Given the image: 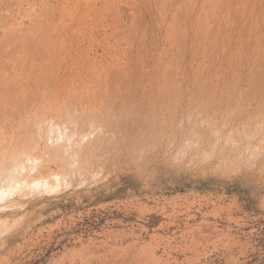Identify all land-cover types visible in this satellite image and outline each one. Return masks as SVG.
<instances>
[{"label": "rangeland", "instance_id": "rangeland-1", "mask_svg": "<svg viewBox=\"0 0 264 264\" xmlns=\"http://www.w3.org/2000/svg\"><path fill=\"white\" fill-rule=\"evenodd\" d=\"M16 78L0 264H264V0H0V97Z\"/></svg>", "mask_w": 264, "mask_h": 264}, {"label": "bare ground", "instance_id": "bare-ground-1", "mask_svg": "<svg viewBox=\"0 0 264 264\" xmlns=\"http://www.w3.org/2000/svg\"><path fill=\"white\" fill-rule=\"evenodd\" d=\"M259 1V0H258ZM262 3H263V1H262ZM240 8V7H239ZM239 10V9H238ZM263 11V10H262ZM243 16V15H242ZM183 20V19H182ZM261 20V19H260ZM200 21V20H199ZM238 21V20H237ZM248 21V20H247ZM248 23V22H247ZM245 27H246V25H245ZM248 27V26H247ZM206 29H207V27H206ZM247 30H248V28H247ZM210 33V32H209ZM215 33V32H214ZM242 34V33H241ZM201 35V34H200ZM254 35V34H253ZM197 36V35H196ZM233 36V35H232ZM181 37V36H180ZM218 36H216V38H217ZM215 38V39H216ZM245 38V37H244ZM248 38V37H247ZM195 39V38H194ZM200 39H202L203 40V38L201 37ZM239 40V39H238ZM229 42H230V40H229ZM228 42V43H229ZM185 43V42H184ZM199 45V44H198ZM244 45V44H243ZM214 47V46H213ZM218 47H219V45H218ZM230 47V46H229ZM232 47V46H231ZM26 48V47H25ZM27 48H29V47H27ZM30 49H32V48H30ZM34 49V48H33ZM32 49V50H33ZM228 49H230V48H228ZM24 50V49H23ZM25 51L26 52H28V51H31V50H29V49H25ZM16 52H18L19 53V50L18 49H13L12 51H10V53H11V56H9L11 59H16V58H14V54L16 53ZM32 53H33V51H31ZM35 53V52H34ZM38 53V52H37ZM29 54V53H28ZM25 55V54H24ZM30 55V54H29ZM28 55V56H29ZM233 57V56H232ZM254 57V56H253ZM25 58H27V59H30L29 57H27V55H25V57H24V62H26L25 61ZM239 59V58H238ZM17 60H19V58L17 59ZM16 60V61H17ZM136 61V60H135ZM230 61V60H229ZM18 63H20V62H18ZM16 64V63H15ZM30 64V63H29ZM18 65V64H17ZM22 65H24V64H22ZM19 66V65H18ZM38 66V65H37ZM17 67V66H16ZM26 69L28 70V66L26 65ZM36 67V66H35ZM230 67V66H229ZM46 68H48V67H46ZM256 68V67H255ZM12 69V68H11ZM24 69V68H23ZM30 69V71L28 72V73H26L25 74V72L23 71V73L25 74V76H28L27 77V79H25L26 80V86H24L25 87V89H26V87H28V86H31L33 89H35L34 90V93H35V91H39L40 89H46L47 90V92H48V90L50 89L51 90V93H52V91H53V93H58V91H59V89H58V86L57 85H59V84H57L56 82L54 83V82H51V80H52V78H54L53 76H48L47 75V69H42V68H34V66H32V67H30L29 68ZM54 71V70H53ZM15 72V71H14ZM128 73V72H127ZM114 74V73H113ZM56 76V75H55ZM4 77V76H3ZM16 77V76H15ZM1 79H3V78H1ZM60 79V78H59ZM7 80V79H6ZM15 80V79H14ZM17 80H19V78L17 79L16 78V81H13L12 83H9V85L10 84H14L13 86H12V89H14V90H12V91H15L17 88L19 89V84L17 83L18 81ZM176 80V79H175ZM8 81V80H7ZM95 81V80H94ZM4 82H5V80H4ZM3 82V83H4ZM9 82V81H8ZM1 83V82H0ZM98 83V82H97ZM28 85V86H27ZM61 85H63V84H61ZM131 85V84H130ZM5 87V86H4ZM8 87H10V89H11V86H8ZM151 87V86H150ZM234 87V86H233ZM21 89H22V87H20ZM31 88V89H32ZM115 88V87H114ZM10 89H8V95L6 94L5 96H2L1 95V97H0V108L1 107H3L0 111H2V118H0V127L2 126V127H5L6 125H8L9 123H8V117H9V114H12L13 113V111L15 112V111H17V109H14V107L15 106H17L16 104H17V102H18V105H19V109H21V106H20V104H19V99H18V96L19 95H16L17 94V92L15 91L14 92V94H12L11 92H10ZM25 89H23L22 91H25ZM33 89L31 90V91H33ZM79 89V88H78ZM5 90H7V85H6V88H5ZM27 90V89H26ZM29 91V89L27 90V92ZM45 91V90H44ZM160 91V90H159ZM27 92H25V93H23V94H26ZM45 93V94H49L50 93V91L48 92V93ZM60 92V91H59ZM84 92V91H83ZM11 93V94H10ZM29 93V94H28ZM27 93V95H30V91ZM53 93H52V95H53ZM70 93L72 94V96L74 95V92H73V90H72V92H71V90H70ZM69 93V95H71ZM98 93H100V92H98ZM5 94V93H4ZM38 94H39V92H38ZM61 94V93H60ZM84 94V93H83ZM119 94V93H118ZM143 94V93H142ZM31 95H33V93H31ZM51 95V94H50ZM85 95V94H84ZM96 95V94H95ZM25 96V95H24ZM36 96H38V95H36ZM36 96H34L33 97V99H36ZM46 96V95H45ZM75 96V95H74ZM97 97H98V94L96 95ZM151 96V95H150ZM27 97V96H26ZM42 97V96H41ZM47 97V96H46ZM45 97V98H46ZM83 97V95L81 94V98ZM85 97V96H84ZM83 97V98H84ZM30 98H31V96H30ZM72 97L70 96V99H71ZM80 98V99H81ZM96 98V97H95ZM26 99H28V98H26ZM39 99H40V94H39ZM38 99V100H39ZM42 99H44V98H42ZM69 99V100H70ZM73 99V98H72ZM75 99V98H74ZM76 99H79V98H77L76 97ZM78 100V101H80V103L82 102V100H87L86 98H84V99H82V100ZM92 101H93V99H94V97L92 96L91 98H90ZM98 99V98H97ZM97 99L95 100V101H97ZM172 99V98H171ZM24 100V99H23ZM32 100V99H31ZM48 99H46V103L48 104L49 103V101H51V100H48ZM69 100H64L63 102H66V104H68V101ZM107 100V99H106ZM14 101H15V103H14ZM21 101V100H20ZM27 101V100H26ZM26 101H24V102H26ZM37 100H34V102H36ZM23 102V103H24ZM28 102V101H27ZM30 102H32V101H30ZM40 102H42V100L40 101ZM39 101H37L35 104H39L40 103ZM12 103H13V105H15V106H13L12 108L14 109H12L11 107L10 108H8V109H12V111L10 110V112L11 113H9V114H7L8 112H7V107L10 105H12ZM22 103V104H23ZM33 103V102H32ZM44 103V102H43ZM51 103V102H50ZM69 103H70V101H69ZM72 103V102H71ZM76 103V102H75ZM75 103H73V105H71L70 104V106H74V104ZM87 103H89V101H87ZM95 103V102H94ZM25 104H27V103H24V108H26L28 105H29V102H28V105H25ZM35 104H33V105H35ZM42 104V103H41ZM54 104V103H53ZM57 104V103H56ZM79 104V103H78ZM78 104H75V106L76 105H78ZM86 104V103H85ZM111 104V103H110ZM109 104V105H110ZM30 105H31V107L33 106L31 103H30ZM44 105V104H43ZM60 104L58 103V105H56L57 106V109H59V107L61 108V105L59 106ZM63 105V104H62ZM80 105V104H79ZM92 105V104H91ZM23 106V105H22ZM37 106V108H38V105H35L34 106V108ZM59 106V107H58ZM68 106H69V104H68ZM69 106V107H70ZM88 106H90L89 104H88ZM87 105L86 106H84V107H88ZM145 106V105H144ZM29 107V109H31L30 108V106H28ZM27 107V108H28ZM40 107V106H39ZM45 107V106H44ZM43 106H42V108H44ZM48 107V106H47ZM93 107V106H92ZM153 107V106H152ZM16 108V107H15ZM26 108V109H27ZM50 108H51V106H50ZM49 108V109H50ZM63 110L64 111H62V112H64L65 113V110H67V115L69 114V113H71L72 111H74L73 110V108H71L72 110H71V112L69 111L70 110V108L69 109H66V106H65V104H64V106H63ZM86 108H83V110H85ZM154 108V107H153ZM25 109V110H26ZM33 109V108H32ZM55 110H57L56 108H54ZM78 109V108H77ZM24 110V111H25ZM45 110V112L47 113V110L46 109H44ZM54 110V111H55ZM60 111H58V112H61V109H59ZM81 109H79V111H80ZM83 110H81V112H83ZM97 110V109H96ZM9 111V110H8ZM101 111V110H100ZM104 111V110H103ZM7 112V113H6ZM20 112V114L18 115V116H21V113L23 112V111H19ZM27 112H29L28 110H27ZM40 112V111H39ZM69 112V113H68ZM77 112V111H76ZM86 112V111H85ZM88 112V111H87ZM92 113V115H93V113L94 112H91ZM104 113H106V112H104ZM103 113V114H104ZM25 114V113H24ZM27 114V113H26ZM36 114V113H35ZM44 113H43V111H42V115H43ZM15 115V114H14ZM13 115V116H14ZM73 115V114H72ZM85 115V116H84ZM90 113H86V114H84V112H83V114H82V116L83 117H85V118H87V119H91V118H93V116H92ZM98 115V114H97ZM99 115H101V114H99ZM105 115V114H104ZM107 115V114H106ZM29 116H30V114H29ZM38 116V115H37ZM44 116V115H43ZM63 116V115H62ZM96 116V115H95ZM10 117H12V116H10ZM97 117V116H96ZM12 118H14V117H12ZM20 118V117H19ZM68 118V117H67ZM80 119H81V117H79ZM103 118H105V117H103ZM5 119H6V121H5ZM29 119V118H28ZM28 119H26V121L28 120ZM31 119V118H30ZM39 119V118H38ZM70 119V118H69ZM72 119V118H71ZM13 120V119H12ZM95 120V119H94ZM103 120H106V119H103ZM10 121V120H9ZM14 121V120H13ZM19 121H21V120H19ZM18 121V122H19ZM29 121V120H28ZM37 121V120H36ZM22 122V121H21ZM21 122H19V123H21ZM69 122V121H68ZM75 123H76V121H74ZM86 122V121H85ZM110 122V121H109ZM16 123V122H15ZM24 123V122H23ZM22 123V124H23ZM28 123V122H27ZM26 123V124H27ZM30 123V122H29ZM73 123V122H72ZM96 123V122H95ZM25 124V125H26ZM106 124V123H105ZM10 125V124H9ZM12 125V124H11ZM17 125H19V124H17ZM29 125V124H28ZM34 125H36V124H34ZM112 125V124H111ZM76 126V125H75ZM133 126V125H132ZM9 127V126H8ZM10 127H12V126H10ZM14 127V126H13ZM16 127V126H15ZM23 127V126H22ZM22 127L20 128V130H19V134H21V135H27V134H29V129L31 128H28V127H25L26 128V131L28 132V133H26V132H24V131H22L21 129H22ZM35 127V126H34ZM25 128H23V130L25 129ZM28 128V129H27ZM33 128V127H32ZM78 128V127H77ZM87 128V127H86ZM3 129V128H2ZM1 128H0V175L1 176H5L6 175V177H7V184H6V186L4 187V188H2L1 190H0V208H9V206H10V197H12V195H14V192L15 193H17V192H20L21 190H22V186L23 185H27L28 184V182H27V179H26V181H24V182H22V183H20V182H17L16 181V175H17V172H12V171H10V170H8V169H10L11 168V161L12 160H14V159H19V158H21V157H23L22 155H26L27 154V152H28V150H27V147H30L29 145V142H28V140H27V136H26V139H24L23 137H21V135H18V136H20V138H23V139H19V138H17V139H19V142H16V141H13V138L11 137V138H9V140H7V137H5L7 134H4V132H1V130H2ZM8 128H6V130H7ZM12 129V128H11ZM16 129V128H15ZM102 129V128H101ZM3 130H5V128L3 129ZM2 130V131H3ZM10 130V129H9ZM12 130H14V129H12ZM11 130V131H12ZM17 130V129H16ZM13 132V131H12ZM24 132V133H23ZM30 132H32L33 133V131H32V129H31V131ZM89 133V132H88ZM87 133V134H88ZM14 134V133H13ZM79 135V134H78ZM103 135V134H102ZM11 136V135H10ZM29 136V135H28ZM80 136H81V134H80ZM14 137V136H13ZM73 137H75V136H73ZM30 138V137H29ZM96 138V137H95ZM80 139V138H79ZM218 139V138H217ZM23 140V141H22ZM83 140V139H82ZM18 141V140H17ZM21 141V142H20ZM21 143V144H20ZM23 143V144H22ZM19 144L21 145V147L24 145V147H23V149H21V147H19ZM87 144V143H86ZM77 145V144H76ZM94 145V144H93ZM27 146V147H26ZM81 151V150H80ZM77 155V154H76ZM27 156H28V154H27ZM29 157V156H28ZM24 159H25V157H24ZM57 160V159H56ZM85 160V159H84ZM24 163V162H23ZM22 164V163H21ZM87 164V163H86ZM20 168V167H19ZM34 169V168H33ZM8 170V171H7ZM25 170H27V168L25 169V167H21L20 169H19V174H26V172H25ZM27 174H29V173H27ZM21 176V175H20ZM19 176V177H20ZM51 176V175H50ZM4 180H5V178H4ZM22 180V179H21ZM52 181V182H51ZM55 181V180H54ZM53 180H49V178H48V180H45V181H36V182H32V184L31 185H29V186H31V188L32 189H35V190H37V191H50V192H52L53 191V189H57L56 187L58 186L57 184H56V182H54ZM57 185V186H56ZM25 187H27V186H25ZM10 190H12V191H10ZM15 190V191H14ZM12 207V206H11Z\"/></svg>", "mask_w": 264, "mask_h": 264}, {"label": "clouds", "instance_id": "clouds-1", "mask_svg": "<svg viewBox=\"0 0 264 264\" xmlns=\"http://www.w3.org/2000/svg\"><path fill=\"white\" fill-rule=\"evenodd\" d=\"M53 191H55V189H53Z\"/></svg>", "mask_w": 264, "mask_h": 264}]
</instances>
